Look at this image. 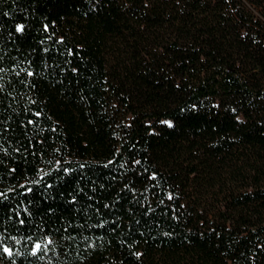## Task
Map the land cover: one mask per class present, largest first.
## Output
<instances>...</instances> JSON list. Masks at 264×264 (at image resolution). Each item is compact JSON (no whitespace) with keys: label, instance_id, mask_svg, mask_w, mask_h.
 <instances>
[{"label":"trees","instance_id":"trees-1","mask_svg":"<svg viewBox=\"0 0 264 264\" xmlns=\"http://www.w3.org/2000/svg\"><path fill=\"white\" fill-rule=\"evenodd\" d=\"M0 264H264V0H0Z\"/></svg>","mask_w":264,"mask_h":264},{"label":"snow or ice","instance_id":"snow-or-ice-1","mask_svg":"<svg viewBox=\"0 0 264 264\" xmlns=\"http://www.w3.org/2000/svg\"><path fill=\"white\" fill-rule=\"evenodd\" d=\"M37 247H39V246H37Z\"/></svg>","mask_w":264,"mask_h":264}]
</instances>
